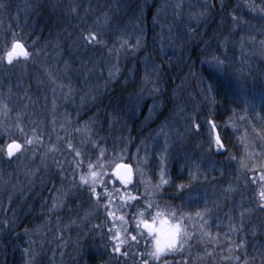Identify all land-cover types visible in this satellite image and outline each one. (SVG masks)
<instances>
[{
    "label": "rangeland",
    "instance_id": "1",
    "mask_svg": "<svg viewBox=\"0 0 264 264\" xmlns=\"http://www.w3.org/2000/svg\"><path fill=\"white\" fill-rule=\"evenodd\" d=\"M184 3L183 0H179L169 5V9L178 18V22L186 20L184 24H188L189 20L203 16L201 15L204 12L202 3L199 8L190 6L183 9ZM14 13L8 11L5 6L0 7V54H3V50L14 38L23 39L25 36L23 29L30 19V14L26 10ZM162 13L165 20L161 28L168 30V33L174 28L176 31L175 23L169 19L168 10ZM178 22L175 25L178 26ZM78 34H71L69 37L74 38L70 42L64 40L68 43V53L62 40H53L52 44L45 46L42 50L33 46L28 48L22 40L31 53L28 59L21 58L11 65L6 61H0V134H3L0 135V145L7 142L9 135L20 138L21 134L17 125L22 126L25 134L33 139L31 145H25L22 154L12 159L0 153V229L6 226L7 219H11L13 205L20 203V199L23 202L30 201L31 197L37 194L31 201L33 204L38 203L40 211L42 209L43 212L45 211L44 214L39 211L43 217L62 212V217L68 218V221L66 220L64 224L61 223V226L56 228L55 234L58 241L66 242L62 247L63 252L69 249L67 241L75 233L79 240H85L89 233L95 232L98 246L105 244L112 247V241L107 234L111 218L106 220L104 207L96 206L86 188L72 186L74 176L78 182L80 172L73 171L77 158L73 150L68 147L69 143L85 157H91L93 161L99 156L100 150L104 149L102 163L131 162L135 178L127 186V190L137 195L139 201L131 202L135 204V208L126 209L129 214L138 208H143L145 200L158 204L161 209L167 208L177 212L169 202L166 203V200L161 198V192L170 182L173 165L178 164L181 170H185L192 177L193 184L195 181L205 184L206 190H203L202 197L210 198L205 202L210 212L204 215L203 220L195 214L197 211L203 212L207 206L203 203L204 205L201 204L200 207L190 208L193 206L190 203L192 201L186 202L189 207L181 213L185 215L184 223L190 234H201L202 231H207L213 235L211 231H208L209 225L216 219L214 214L216 208L222 206L220 198L216 196L217 190H225L232 196L237 189L241 188L240 184L247 191L253 190V195L256 196L259 204L256 208L260 215V210H264V201L261 200L259 192L264 187V183L258 179V170L255 172L257 178L253 181L252 165H250V161L257 156L254 129L251 130V134L246 135L242 151V157L248 160L247 169L249 166L251 169L248 172L245 171V167H242L240 163L241 160L236 157L228 164L233 174L230 180L234 182L230 181V184L224 185L219 179L222 178L224 171L217 157L222 151H217L214 145L216 129L213 130L209 123L213 121L211 118L214 116L217 104L212 82L209 79L201 81L197 91H191L189 88L183 95L175 97L176 108L172 117L164 122H155L163 108V102L157 93L159 92L156 87L157 81H147V89L142 96L136 99L131 98L132 102L128 100L130 103L126 106L127 111L131 109V105L139 108L136 117L129 120L122 114H120L122 116L109 114V122L103 126V123L97 121L96 116L93 115L92 111L95 108L93 105L108 92L106 85L116 81L121 73L111 71L112 65L109 62L115 60L112 58L116 56L110 49L107 51V60H105L110 68L109 71L102 70L100 64L94 63L93 58L88 54L89 47L84 48L87 55L80 57L79 52L83 50V47H80L76 40ZM254 38L249 34L239 42L234 41L231 45L236 55L226 52L228 49L226 48L225 52L216 56L215 58L224 61V65L220 68L232 71L242 58L255 56L264 58V44L262 40L256 42ZM95 46L103 47L101 44ZM102 57L105 59L104 56ZM211 60L206 64L207 68L217 72L215 61ZM110 72L113 73L112 76L109 75ZM130 78H125L124 83L131 80ZM61 84L64 85L63 88L60 87ZM209 85H211V91H209ZM262 101H264V95ZM203 104L208 106L209 120H206L203 114L200 116ZM5 105L7 107H4ZM197 124L200 125L199 128L195 127ZM5 129L8 130L7 133ZM242 131L247 132L245 129ZM135 132H140L141 136L138 140H135L137 138ZM166 145L167 151H165ZM53 146L58 150L52 151ZM247 153L253 155L248 157ZM83 170L86 171V167ZM162 170L164 179H167L168 183L161 185ZM107 171L109 175L105 179H114L111 169ZM243 171L245 174L250 173L249 183ZM109 188L111 189V184ZM116 188H121L119 182L116 183ZM97 190L103 191L102 188ZM3 198L6 203L3 202ZM151 211L154 213L156 209ZM230 212L229 232L231 231L234 239L230 244L234 245L237 242V236L245 229L247 225L245 223L251 220L255 211L244 210L238 216L237 207H235V210ZM189 214L191 219L188 218ZM37 218H39L38 215ZM240 219H242L241 223L235 222ZM204 221L207 223L202 229L200 225ZM96 225L100 227L97 228ZM94 245L89 247L93 249ZM76 248L78 250L80 246ZM134 248L145 249L144 241L140 242L139 247ZM171 255L173 254L168 256Z\"/></svg>",
    "mask_w": 264,
    "mask_h": 264
},
{
    "label": "trees",
    "instance_id": "2",
    "mask_svg": "<svg viewBox=\"0 0 264 264\" xmlns=\"http://www.w3.org/2000/svg\"><path fill=\"white\" fill-rule=\"evenodd\" d=\"M178 1L0 0V3L14 14L20 10L30 14L28 25L23 29L25 36L20 39L24 40L28 48L33 46L42 50L52 44L53 40H62L68 53V43L65 41H72L74 37H69L71 34L75 35L82 30L100 33L103 47H89L88 54L94 63L100 64L102 70L109 71L105 60L110 49L116 56L112 58L115 60L109 62L112 65L111 71L121 73L116 81L106 85L108 92L93 105V115L103 126L109 122V114L124 115L129 120L136 117L139 108L131 105L127 111L126 106L132 102L131 98L142 96L147 89V81H157V93L163 108L155 122H164L172 117L176 108L175 97L183 95L189 88L197 91L199 83L209 79L217 101L211 119L217 125L216 129L225 145L217 155L224 171L219 179L224 185L230 184L233 174L228 164L236 157L244 160L242 151L245 137L251 134L252 129L255 131L257 156L250 161V165L252 161L263 159L260 154L264 152V137L257 135V131L264 132V58H242L232 71L217 68V72H214L206 64L225 52L226 48V52L235 54L231 44L249 34L255 37L256 42L264 41V12L259 11L264 7V0H183V9L190 6L199 8L201 3L204 5L203 16L189 20L188 24H184L186 20L178 22V18L169 9L170 4ZM249 4H255L257 10L253 11ZM73 6L76 7L75 12L72 11ZM167 10L169 19L175 24L178 22V26L174 24L177 30H170L171 35L168 30L161 28L165 20L162 11ZM233 14L240 17L238 24L234 23ZM84 50L79 52L80 57L87 55ZM129 77L131 80L124 83V79ZM201 109L200 116L203 114L209 120L208 106L203 104ZM135 134V140H138L140 132ZM179 169L178 164L173 165L170 182L161 192V198L169 202L177 213L188 209V200L192 201L190 203L193 206L190 208H197L209 198L202 197L203 190H206L205 184L195 180L197 183L193 184L192 177L185 170ZM249 169L250 166L244 168L247 172ZM243 174L249 183L250 173L245 174L243 171ZM180 185L184 187L180 188ZM241 188L233 196L225 190H217L216 196L220 198L222 206L216 208V219L210 223L208 231L213 233L212 237L218 243L209 242L207 238L201 240L200 234L192 233L182 255L177 253L166 257L169 264H179L184 258H188V264H245L246 259L248 264H264V210H260L259 215L256 208L259 204L253 190ZM31 199L26 202L20 199V203L13 205L11 219H7L6 226L0 229V264H139V253L145 249L133 248L128 257L114 255L111 246H98L95 232L89 233L85 240H79L76 233L73 234L67 241L69 249L63 252L62 247L66 242L58 241L55 234L56 228L64 224L67 216L62 217L63 213L60 212L43 217L45 211H40L38 203L33 204ZM210 204L213 206L212 202ZM235 207L238 216L248 209L255 211V215L245 223L247 225L237 236V242L231 245L234 239L229 232V220L230 211H234ZM241 221L235 220L236 223ZM241 240L244 241L243 246L235 248ZM93 244L95 247L92 249L90 247ZM78 246L80 248L77 250ZM230 246L234 248L233 252H228ZM25 249H28L27 253ZM57 250L59 252L56 253ZM206 252H213L214 255L208 256ZM234 257L240 259L237 261Z\"/></svg>",
    "mask_w": 264,
    "mask_h": 264
},
{
    "label": "snow or ice",
    "instance_id": "3",
    "mask_svg": "<svg viewBox=\"0 0 264 264\" xmlns=\"http://www.w3.org/2000/svg\"><path fill=\"white\" fill-rule=\"evenodd\" d=\"M4 5L0 3V7ZM249 7L256 11L255 4H249ZM72 11H76V7L73 6ZM260 12H264V7L259 9ZM203 15V13H201ZM232 19L235 24L240 22V17L233 14ZM76 40L79 42V46L87 49L90 46H95L102 43L100 33L92 30H82ZM264 44V41H262ZM139 46V41H137ZM31 53L25 46V44L18 38H14L11 43L6 46L3 50V54H0V61H6L7 64L11 65L14 61H19L21 58L28 59ZM215 66L220 68L224 65V61L218 58H213ZM110 76L113 73H109ZM61 88L64 85H60ZM209 91H211V85H209ZM71 92V88H69ZM4 107H7L6 105ZM211 128L216 129L214 121H209ZM199 128L200 125H195ZM17 129L20 132V138L8 136V140L5 144L0 145V153L5 155L7 158L12 159L13 157L22 154L25 150V145H31L33 139L29 138L22 126L17 125ZM8 130L5 129V133ZM3 135V134H0ZM35 135V130H33ZM257 135L264 137V132L257 131ZM21 140L23 142H21ZM214 145L217 151L225 148L223 141L221 140L220 134L217 132L214 136ZM68 147L75 153V167L74 173L79 171L78 182L73 179V187H83L87 189V192L97 207H104L106 212V220L111 218L109 221L110 227L108 228V237L112 241L111 253L121 257H128L129 251L134 247H139L140 242L144 241L145 250L140 252L139 264H169L166 257L170 254H183L185 245L192 238L191 234L187 230V225L184 223L185 215L183 213L178 214L176 211H170L169 209H161L158 204L145 200L144 207L138 208L135 211L129 212L126 209L135 208V204L132 201H139V197L132 192L127 190V186L132 181V166L125 163H115L114 161L102 163L101 160L105 155L104 149L100 150L99 156L95 161L91 157H85L79 150L75 149L74 146L69 143ZM211 147V145H210ZM58 149L53 146L52 151ZM167 151V145L165 146ZM252 153H247L248 157H251ZM264 157V152L260 154ZM163 158V157H162ZM139 163V162H138ZM242 167H248V160L240 161ZM86 167V171L83 169ZM108 169H111L114 179H105L108 177ZM253 181L257 178L255 172L259 171L258 179L264 183V159L259 161H252ZM119 182L121 188H116V183ZM168 180L164 179L163 170L161 171V185L167 184ZM111 184V189L109 188ZM159 187V185L157 186ZM183 188L184 185H180ZM98 188H102L103 191H98ZM123 191V195L121 192ZM259 196L264 201V187L261 188ZM156 209L153 213L151 210ZM119 212V215L117 213ZM210 209L205 208L203 212L197 211L196 216L203 220L205 214L209 213ZM191 219V215L188 216ZM207 221H204L200 227L203 229ZM95 227L99 228L100 225ZM208 239L209 242H217L212 237L210 232L202 231L200 239ZM244 244L241 240L240 243L235 245V248H240ZM191 246L189 245V248ZM128 249V250H125ZM229 252L234 251L232 246L229 247ZM28 252V249H25ZM208 256L214 255L213 252H206ZM237 261L240 257H234ZM179 264H188V258L182 259ZM245 264H248L247 259Z\"/></svg>",
    "mask_w": 264,
    "mask_h": 264
},
{
    "label": "water",
    "instance_id": "4",
    "mask_svg": "<svg viewBox=\"0 0 264 264\" xmlns=\"http://www.w3.org/2000/svg\"><path fill=\"white\" fill-rule=\"evenodd\" d=\"M218 132V130L216 129L215 131H214V133L216 134ZM219 133V132H218ZM223 150V149H222ZM125 164H129V165H131L132 166V181H131V183L133 182V180H134V178H135V172H134V168H133V165L132 164H130V163H125Z\"/></svg>",
    "mask_w": 264,
    "mask_h": 264
}]
</instances>
